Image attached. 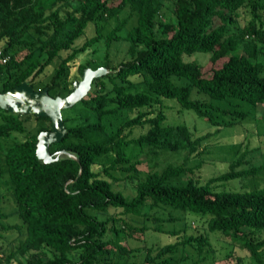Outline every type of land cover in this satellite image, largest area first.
Instances as JSON below:
<instances>
[{"label":"trees","instance_id":"16d2710c","mask_svg":"<svg viewBox=\"0 0 264 264\" xmlns=\"http://www.w3.org/2000/svg\"><path fill=\"white\" fill-rule=\"evenodd\" d=\"M32 31L38 43L25 39ZM101 41L104 64L77 62ZM121 42L126 56L113 64L111 50ZM0 45L2 93L29 83L66 97L74 67L82 77L88 68L108 70L63 111L67 135L51 146L58 159L50 164L39 160L38 139L51 120L0 109V189L9 186L15 205L8 215L0 197V224L17 216L14 228L24 236L16 251L0 248V264L19 256L24 264H203L216 237L230 246L234 264L245 257L264 264V164L251 161L260 148L244 138L228 170L204 180L199 149L210 135L197 136L182 121L193 113L218 131H237L264 105V0H175L172 13L162 0H0ZM195 54L209 58L187 61ZM255 123L259 138L264 117ZM167 155L181 162H156ZM124 182L131 194L116 189ZM154 211L169 214L168 223L189 226L194 218L205 233L160 246L124 244L125 235L147 230L125 217L162 221Z\"/></svg>","mask_w":264,"mask_h":264},{"label":"rangeland","instance_id":"374dc122","mask_svg":"<svg viewBox=\"0 0 264 264\" xmlns=\"http://www.w3.org/2000/svg\"><path fill=\"white\" fill-rule=\"evenodd\" d=\"M165 3L166 7L169 8L171 13L174 11L175 7V0H162ZM171 15V14H170ZM250 18L245 16L244 18L240 19V25L243 26ZM131 26V25H130ZM129 26V27H130ZM240 31V29H237ZM93 28L89 29V36H92ZM125 32V31H124ZM124 32L121 34L123 35ZM38 35L35 31L30 32L25 39L29 42L38 43ZM82 43V41L78 42V44ZM128 44L126 42H121L115 44L111 50V59L113 64L119 63L127 53ZM260 47V46H259ZM3 46L0 45V51H2ZM20 52L21 59L24 58L28 53L27 47H22ZM30 50L34 49V47H30ZM95 51V52H94ZM106 46L104 41L99 42L96 44L89 52L83 54L79 57L78 63L85 64L88 60H94L96 65L104 64V56H105ZM209 58V55L206 54H195L191 57H187V61L189 62H198L199 64H205ZM82 80V75L79 73L77 66L72 69L70 81L75 83L76 81ZM43 81H49L48 78L43 77ZM264 117V105H259L255 108L254 114H252L250 121L245 123L243 129H236L237 131L224 130L218 131L217 128H212L204 121L199 119L193 113H185L182 121H184L197 136H204L210 135L202 144L199 149L200 155L199 160L201 161V168L198 170L200 172V177L204 180H208L211 177L220 175L228 170V165L232 159H234L235 152L237 150V144L240 143L245 138V143L250 142L253 147L260 148L256 152L252 154V164L254 166H261L264 164V135L258 138V131L255 127V121H259ZM239 145V144H238ZM140 161L143 163L154 164V161H149L145 155L141 156ZM170 161H177L181 162V156L179 155H172V156H162L156 160V162L160 165L167 164ZM140 170H145V165L139 166ZM241 169V168H239ZM238 169V170H239ZM229 186L232 188H242L244 184L241 182H234L231 183ZM8 185L2 184L0 189V197L3 199L2 208L3 210L9 215L14 209L15 205L12 200L11 193L8 190ZM116 189L124 190L127 194L132 193V187L128 182L118 183L116 185ZM153 214L163 219L162 221L156 222V220L151 219L146 222L142 220L141 217H135L130 215L125 217V220L136 228H143L147 227V230L143 233L140 231L133 232L132 237H127L123 239L124 244L128 245L131 248L137 247H147L152 246H160L166 245L169 243H175L181 240V237L184 235L190 236L192 234L196 235H203L205 233V229L203 224L197 221L194 218H189L187 226V222L181 221H173L168 223L164 220V218H168L169 214H164L162 212L154 211ZM175 215V216H174ZM178 216L177 214H173V217ZM124 217V216H123ZM172 217V216H171ZM20 219L17 216H11L8 218L1 219L0 224V248L3 250V254L8 255L11 252L17 250L18 246L24 240V236L21 232L14 228L15 225H20ZM164 225V228L168 232H179L184 230L185 233H181L180 235H175L171 237L169 234H162L156 232L154 229L158 225ZM8 228V229H7ZM128 235V234H127ZM126 241V242H125ZM212 247H207V252L203 254V264H234L232 261L228 259L230 246L218 237L212 238ZM51 257L49 253L46 258ZM203 259V260H202ZM141 261L143 260V255L138 256L137 258L131 259V261ZM24 264V259L22 257H18L17 260H14L13 264ZM242 264H254L251 259L245 257L244 262Z\"/></svg>","mask_w":264,"mask_h":264},{"label":"water","instance_id":"95a60500","mask_svg":"<svg viewBox=\"0 0 264 264\" xmlns=\"http://www.w3.org/2000/svg\"><path fill=\"white\" fill-rule=\"evenodd\" d=\"M107 73L104 67L86 69L82 80L74 83L73 92L66 97H52L48 89L40 91L24 83L6 93L0 92V109L18 115L48 117L51 120L52 129L42 132L38 139L39 160L43 164H50L58 159L52 156L51 146L61 143L67 135L63 111L83 101L91 92L94 80Z\"/></svg>","mask_w":264,"mask_h":264},{"label":"built area","instance_id":"2783aa9c","mask_svg":"<svg viewBox=\"0 0 264 264\" xmlns=\"http://www.w3.org/2000/svg\"><path fill=\"white\" fill-rule=\"evenodd\" d=\"M7 61V58L6 59H3V62H6Z\"/></svg>","mask_w":264,"mask_h":264}]
</instances>
